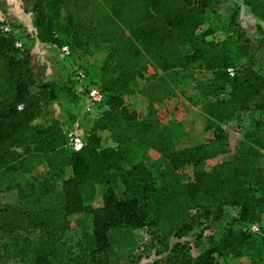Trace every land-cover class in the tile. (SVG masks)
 <instances>
[{
	"label": "trees",
	"instance_id": "trees-1",
	"mask_svg": "<svg viewBox=\"0 0 264 264\" xmlns=\"http://www.w3.org/2000/svg\"><path fill=\"white\" fill-rule=\"evenodd\" d=\"M32 1L40 42L67 44L70 57L111 46L103 59L80 66L87 83L102 87L105 102L94 117L83 113L72 70L67 99L52 79H40L24 35L4 32L0 18V185L18 195L17 202L0 207V235L10 240L0 243V264L134 260L140 248L136 226L155 228L163 242L178 240L163 264H232L243 256L264 264V133L258 128L248 133L231 157L211 169H197L192 179L181 175L186 165L199 167L230 151L224 123L264 113L261 46L252 48L237 14L228 26L239 39L232 53L216 37L219 23L205 27L218 0ZM244 4L264 18L263 0ZM194 66L210 74L194 81L201 96L193 103L202 109L214 139L179 149L182 124L163 122L156 104L175 96L183 70ZM230 67L236 68L235 76ZM151 69L163 77L150 80ZM138 79L145 80L140 88ZM138 92L148 100L145 118L130 104ZM56 105L71 115L65 123L50 114ZM74 120L85 129L80 151L66 145ZM136 147L164 156L155 178L143 163L123 168ZM43 163L46 169L36 175L37 164ZM99 185L104 206L95 208ZM120 185L123 198L117 193ZM227 208L235 214L226 220ZM73 222L81 229L76 245L69 236ZM255 223L259 231L251 229ZM219 224H224L220 231L205 233ZM200 226L197 238L209 245L193 255L183 239Z\"/></svg>",
	"mask_w": 264,
	"mask_h": 264
},
{
	"label": "rangeland",
	"instance_id": "rangeland-1",
	"mask_svg": "<svg viewBox=\"0 0 264 264\" xmlns=\"http://www.w3.org/2000/svg\"><path fill=\"white\" fill-rule=\"evenodd\" d=\"M264 1V0H263ZM33 1L32 0H17L15 2V8L6 1L0 0V18L8 19L15 25L16 28L22 33L23 38L28 39L27 48L32 49L31 44V32H28L29 28L33 27V12L31 11ZM22 6L24 9L23 21L19 19L17 11L15 9ZM216 14H210L208 22L216 26L219 23L220 28L216 29V37L226 43L227 47L235 53L238 44L236 43L237 37L232 29H229V21L233 14H237L236 19L245 28L246 36L251 38L252 48L256 49L261 46L258 55L264 58V18H260L255 15L252 10L244 4V0H218L216 2ZM21 11V10H20ZM28 37V38H27ZM263 44V45H262ZM66 45V44H64ZM61 46L49 49V53L36 52L33 54V61L36 67L38 77L40 79H52L56 84L63 89L61 95L67 99L68 83L66 78L70 71L77 67H86L88 64L103 59L110 51L111 46L108 44L102 45L99 49L95 50L90 55L76 52L72 57H64ZM151 69L147 74L150 80H160L162 75L157 74ZM209 73L200 70L199 68L189 67L183 70V76L179 77V87L176 93V99L171 103H157L156 109L163 122H179L182 124L180 137L176 139V146L179 149L193 147L201 144H208L214 139V133L211 130H207V121L203 115L200 106L195 105L193 102L196 96L201 94L194 88L196 80H205L209 77ZM145 80L138 79L139 88L144 85ZM192 99V100H191ZM130 104L133 108L139 111L142 118L148 115V100L141 93H136L132 96ZM57 120L67 121L71 115L64 112L63 108L56 105L55 110L50 112ZM95 114H93L94 117ZM92 117V118H93ZM89 122H87L88 124ZM261 130L264 133V113L256 111L254 117L251 115L239 118V120H232L223 124V129L227 134V141L230 145V151L226 154L218 155L216 158L207 159L206 162L199 167L192 165H186L181 168V175L186 180L193 178L197 169H211L213 165L218 162L229 158L236 151L237 145L244 139V136L256 129ZM164 161V156L157 150L152 148H137L135 149L133 160L125 162L123 168L130 169L133 164L143 163L146 168L152 173L153 177L157 176V169ZM260 164L264 166V157L260 160ZM36 175H41L46 169V165L37 164L35 168ZM68 167H65L64 173L68 172ZM56 181V180H55ZM159 183V180H157ZM60 182V181H59ZM124 186L120 185L117 188V193L120 198H123ZM18 201V195L14 190H8L6 186L0 185V207L7 203H13ZM95 208L104 206V189L102 186H98V192L93 201ZM195 216L200 214V211L194 210ZM235 211L232 208H227L225 213V219H230L234 216ZM224 227V224H219L213 229L207 230L205 233L209 235L212 232L220 231ZM200 226L190 237L183 239L188 243L190 253L198 255L203 249L208 247V242L205 240L202 242L197 238V234L201 231ZM134 233L139 242L140 248L136 251L134 260L130 259L126 262L119 264H163L166 257L170 252V247L178 241L177 239H171L170 242H163L161 240L159 232L155 228H149L147 226L134 227ZM71 242L76 245L81 239V229L73 222L71 230L69 231ZM219 237V236H218ZM198 239L199 242L196 240ZM182 240V241H183ZM9 238L1 237L0 243L9 242ZM190 241V242H189ZM169 246V247H167ZM14 264V263H13ZM232 264H259L252 256H243L232 262Z\"/></svg>",
	"mask_w": 264,
	"mask_h": 264
},
{
	"label": "built area",
	"instance_id": "built-area-1",
	"mask_svg": "<svg viewBox=\"0 0 264 264\" xmlns=\"http://www.w3.org/2000/svg\"><path fill=\"white\" fill-rule=\"evenodd\" d=\"M2 29L6 33L18 34L19 29L16 28L11 21L3 19ZM16 46L22 47L23 42L21 40L16 41ZM64 57H70L71 47L69 45H63L61 47ZM73 78L79 83V92L81 97V103L83 106V113L96 114V110L105 102V92L102 87L97 84L87 83V74L80 68H73ZM231 76H235L236 68L230 67L228 69ZM67 133V147L73 151H80L85 145V130L79 121L74 122L66 131ZM260 224L255 223L251 226L253 231H259Z\"/></svg>",
	"mask_w": 264,
	"mask_h": 264
},
{
	"label": "crops",
	"instance_id": "crops-1",
	"mask_svg": "<svg viewBox=\"0 0 264 264\" xmlns=\"http://www.w3.org/2000/svg\"><path fill=\"white\" fill-rule=\"evenodd\" d=\"M4 1H6L7 2V4H10L12 7H14L15 6V2L17 1V0H4ZM20 7V9L19 8H17V9H15L16 11H17V14H18V17H19V19H21L22 21H23V16H24V9H22V6H19ZM15 8V7H14ZM21 10V11H20ZM29 31L28 32H31V36H30V38H31V47H32V53L33 54H35L36 52L38 53V52H45V53H49L48 51H49V49H53L54 47H58L57 45H55V44H47V43H42V42H40L39 40H38V38H37V36H36V28H35V26H34V23H33V27L32 28H29L28 29ZM28 38V37H27ZM28 39H26L25 38V42H27L28 43V41H27ZM177 97L176 96H173V97H171V98H169V99H166V100H164L161 104H165V103H171V102H173L174 101V99H176ZM79 111H81V110H79ZM73 122V121H72ZM74 122H76L75 120H74ZM74 122L72 123V124H74ZM166 123V122H165ZM91 128L92 127V122H89L88 124H87V128ZM86 128V127H85ZM85 130V129H84ZM227 159V158H226ZM225 160V159H224Z\"/></svg>",
	"mask_w": 264,
	"mask_h": 264
}]
</instances>
